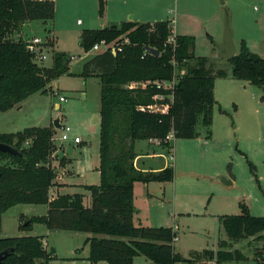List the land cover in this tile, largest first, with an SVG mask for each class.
<instances>
[{
  "label": "trees",
  "instance_id": "trees-1",
  "mask_svg": "<svg viewBox=\"0 0 264 264\" xmlns=\"http://www.w3.org/2000/svg\"><path fill=\"white\" fill-rule=\"evenodd\" d=\"M100 4L102 11L105 1L100 0ZM55 13L54 2L0 0V112L14 109L37 93L46 94L49 86L63 76H73L66 53L56 52L50 68L39 66L33 62L26 41L8 39L27 22H52ZM171 23L124 22L82 32L80 46L85 53L102 41L118 43L122 49L116 54L108 50L94 55L79 75L101 82L100 185L85 187L91 193L89 207L84 205L81 194L51 200L50 191L58 175L52 165L58 134L54 124L26 128L18 133H0V144L12 146L19 152L17 155L0 153V233L3 214L12 207L48 205L46 216L29 219L28 225H21L20 230L30 231L33 225L42 224L49 230L101 236L86 241L90 245L91 264H133L141 255L155 264L201 262L200 253L185 258L176 252L177 233L172 228L136 226L134 223L135 184L174 181L173 168L155 172L136 167V142L159 140L163 148H172L164 143L171 132L176 140H194L200 136L197 130L200 124L206 128L210 139L214 110L218 105L215 82L227 78L225 70L215 71L209 58L195 55L194 36H175V42L169 43L173 36ZM47 33L49 46L52 44L51 31ZM126 39L129 42L123 44ZM230 64L233 79L264 91V58L252 52L246 41L242 40L240 51ZM177 66L185 72L171 100L167 97L169 92L152 85L130 88L134 83L170 81ZM219 111L233 120L232 114L222 107ZM248 164L255 173V165L250 161ZM229 171H232L231 164ZM240 210L239 215L221 217V226L234 243L260 239L263 247L257 254L264 260V217L253 216L245 203L240 204ZM226 246L225 241H220L221 250L216 254L209 250L201 253L210 255L209 262L215 264L247 261L239 250H222ZM6 250L12 253L4 264H50L57 259L42 237L0 239V254Z\"/></svg>",
  "mask_w": 264,
  "mask_h": 264
},
{
  "label": "rangeland",
  "instance_id": "rangeland-1",
  "mask_svg": "<svg viewBox=\"0 0 264 264\" xmlns=\"http://www.w3.org/2000/svg\"><path fill=\"white\" fill-rule=\"evenodd\" d=\"M104 1L101 11L100 0H55V19L48 26L41 21L27 22L8 37L12 41L34 38L46 41L48 28L53 29L55 41H52L48 60L41 66L51 67L54 54L66 52L68 65L76 75L63 76L53 85L55 90L49 86L46 94L37 93L12 111L0 112L2 134L18 133L31 127L45 128L53 118L65 115L63 124L71 127L72 136H80L83 143L62 142L58 132L56 147L66 145L67 156L75 160L76 177L73 180L86 186L100 184V175L96 171L100 126L93 121L101 111V82L97 78L84 79L78 74L83 64L101 51L85 53L80 46L83 31L103 29L109 22L122 21L134 14L143 22L171 21L175 34L194 36L196 55L209 58L215 71L223 69L232 76V65L221 57L220 51L228 31L238 47V53L244 40L251 51L264 58V0ZM175 34L173 32V36ZM175 72L180 77L185 71L177 66ZM133 85L142 87L138 83ZM252 90L263 91L255 86ZM57 91L67 97L66 103L59 102V96L54 95ZM228 91H223L222 107L232 114L233 120L219 111L221 106L218 104L214 110L210 139L207 138L206 128L200 124L197 128L199 138L176 140L172 148H163L151 141V149L160 148L165 153L167 168L174 169V181L151 183L149 187L139 183L136 187L135 205L139 211L136 222L153 228L178 225L176 232L179 239L174 242L176 251L185 258H191L192 253H200L201 262L197 261V264L209 262L210 255L202 254V251L219 250L220 234L226 238L221 217L239 215L241 203L251 207L253 216L264 217V116L249 115V110L255 107L252 103L253 91L245 94L243 103L241 98H236L243 112L241 115L233 114V99ZM58 103L61 109H56ZM151 149L146 141L137 142V152L146 154L152 152ZM171 155L173 160L169 159ZM248 161L255 165V173ZM138 167L144 168L140 163ZM229 176L234 181L232 185L226 184L223 179ZM42 211L43 207L36 205H19L8 211L0 239L19 237V227L28 225L29 220L22 218V214H40ZM226 243V250H239L247 258V261L230 264H264L257 254L263 247L260 239L250 238L234 243L227 238ZM64 247L62 252L66 254L69 246L66 244ZM139 258L135 264H143L146 260L143 255ZM147 264L155 263L148 260Z\"/></svg>",
  "mask_w": 264,
  "mask_h": 264
},
{
  "label": "crops",
  "instance_id": "crops-1",
  "mask_svg": "<svg viewBox=\"0 0 264 264\" xmlns=\"http://www.w3.org/2000/svg\"><path fill=\"white\" fill-rule=\"evenodd\" d=\"M55 8H56V6H55ZM135 17L136 16L134 14H132V15H130V17L128 19H124V20L118 21V22H116V21L109 22L106 27H110L113 25H120L124 22L155 23V22H143V21H140V19H136ZM78 23L81 24L80 21ZM44 25L48 26V23L44 24ZM172 25H173V32L175 34L176 33V31L174 30L175 26H174V24H172ZM48 30L51 31V34L49 35V39L51 40V42L55 41V31L51 28H48ZM181 35H182L181 33L175 34V36H181ZM183 35L190 36L188 34H183ZM52 38H53V40H52ZM80 39H81V37H80ZM51 45L48 46V50H50L52 48ZM54 50H55V45H54ZM62 53H66V52H62ZM94 55H96V54H93L87 61H89ZM195 55H196V48H195ZM48 57H49V52H48ZM84 64H83V66H84ZM48 68H50V67H48ZM81 72L78 75H80ZM70 73L73 75H76L71 71V67H70ZM56 82H57V80L54 81L50 85L53 87V89H54L53 85ZM252 87H254V86L250 85L248 82L237 81V80L233 79L231 74L228 73L227 78H225V79L219 78L216 80V82H215V99L217 100L218 104L222 107L223 98H225L223 91L229 90L228 94L233 99V101H231L232 102L231 104H233V108H234L233 114L241 115L243 112V110L240 107L241 103H239L235 100H236V98H241L240 102L243 103L244 98L246 96L245 94H248V93L253 91L254 96L252 97V99H253L252 103L254 104L255 107H254V110H249V115H253L255 117L260 118L262 115L264 116V91L261 92L259 90L260 91L259 92L257 90H252ZM231 104H224V106H229ZM58 108L61 109V105L59 103L56 106V109H58ZM10 111H12V110H10ZM10 111H8V112H10ZM5 113H7V112H5ZM63 117L66 118L65 115H59V116L53 118L48 127H50L52 124H54V122L56 120H59V124L62 125L63 124ZM97 118L99 119V121H97L98 120ZM262 119H264V117ZM93 123L95 125L100 126V113H98V115L94 116ZM75 136H77V135H75ZM77 137H80V136H77ZM71 142L74 145H81L83 143V140H82L81 144H75L73 141H71ZM146 143L148 144L149 148L151 149V146H150L151 141L146 140ZM67 149L68 148L66 147L65 144L63 146H61L60 148L58 147L57 151L54 153V155L52 157V165L54 168H56V172L58 175H57V178L54 182L55 185L50 191L51 200H54L57 197L64 196V195L81 194L83 196L84 205L86 207H89L91 205V193L88 190H86V188H85L86 185L78 184V183H76V181L73 180L76 177L75 160L67 156V154H66ZM151 150H152V152H147L146 154L137 152V142H136V152L138 154V157H137L136 162H135L136 167L140 170H143V171H155V172H159V171L166 169L168 167V164L166 162L165 153L162 152L163 150H160V148H155V150H153V149H151ZM98 155H99V162H98V165L96 166V171L100 175V172H99V167H100V135H99ZM68 160H71V163H67ZM60 163H61V165H60ZM139 163L144 167L143 169L138 167ZM163 163H165V165H163ZM229 178L232 181V184H234L233 179L230 176H229ZM100 182H101V177H100ZM138 184L139 183H136L135 187H134L135 203H136V187H138ZM98 185H100V184H98ZM144 185L146 187H149L150 184H144ZM88 194H90V195H88ZM17 206H19V205H17ZM17 206H15V207H17ZM25 206H29V205H25ZM36 206L43 207V211L40 214H36L35 212L23 213L22 218L31 219L33 217H39V216H46L47 215L48 210H49L48 205H36ZM15 207H12L8 211L14 209ZM248 207L251 210V207L250 206H248ZM135 208H136V213H135L134 223L136 226H144L142 222H139V223L136 222L138 219V216H139V211H138V208L136 207V205H135ZM8 211L5 212L3 214V217H2V232H3L4 217H5L6 213H8ZM251 213H252V210H251ZM144 227H148V226H144ZM168 228H172L176 232L178 230V225H175L174 227H168ZM18 234H19V236L42 237L44 240V244L47 247V249L53 250L55 252L56 257H57V259L52 261L50 264H84V263L91 264L89 261L90 245L86 244V241L92 237H98V238L101 237V236H96V235L86 234V233H81V232H76V231L49 230L45 225H42V224L33 225L32 229L30 231L20 230V227H19ZM220 236L221 237L219 239V242L220 241H225V242L227 241L228 236H226V238H225V236H223V234H220ZM178 239L179 238L177 236L175 243H176V241H178ZM219 242H218V246H219ZM66 244L69 246V248H68V252L65 254L62 252V246H63V248H65L64 246H66ZM175 245L176 244H174V247L176 250ZM219 250H221L220 247H219ZM222 250H226V248H224ZM229 251H234V250H229ZM213 252L215 254L217 253L215 251H213ZM139 257L140 256H138L134 259L133 264L136 263V259H140ZM147 262H148V260L146 258V260L144 261L143 264H147ZM101 264H103V263H101ZM208 264H215V262H209Z\"/></svg>",
  "mask_w": 264,
  "mask_h": 264
},
{
  "label": "built area",
  "instance_id": "built-area-1",
  "mask_svg": "<svg viewBox=\"0 0 264 264\" xmlns=\"http://www.w3.org/2000/svg\"><path fill=\"white\" fill-rule=\"evenodd\" d=\"M34 2H48V3H53L55 2V0H31ZM169 43H174L175 42V36H172L169 40ZM27 42V49L29 51V53L32 55L33 57V62L39 66L43 65L45 63L46 60H48V45H47V40L43 41L41 38H34L32 40L26 41ZM129 41L126 39L124 40L123 44L128 43ZM94 51H101V52H105L108 50H111L113 53H117V50L121 51V45H119L118 43H107L105 41H102L100 44H97L94 48ZM179 76H176V73L174 74V77L172 80L170 81H155V82H148V83H138L140 84L142 87H146L147 85H152L154 87H156L158 90H162L164 92H169L168 94V98H170V100L173 98V91L176 87V85L178 84L179 81ZM136 84V83H134ZM135 85H130V88H135ZM54 95L59 96V101L60 103H66L67 102V97H65L64 95H61V93L54 92ZM161 99H163L164 97L161 96ZM59 109V108H58ZM57 131L59 132V139L62 142H68V141H73L75 144H81L82 143V139L80 137L77 136H72V128L67 126V125H60V128L57 129ZM175 135L174 132H171L166 139L164 140V143H168L170 145H172L175 142ZM154 142L156 145L158 146H162V142L159 140H154L152 141ZM170 160H173V155L170 156L169 158Z\"/></svg>",
  "mask_w": 264,
  "mask_h": 264
},
{
  "label": "water",
  "instance_id": "water-1",
  "mask_svg": "<svg viewBox=\"0 0 264 264\" xmlns=\"http://www.w3.org/2000/svg\"><path fill=\"white\" fill-rule=\"evenodd\" d=\"M150 51L154 54H158L157 51L150 49ZM220 51H221V57L225 60H232L233 57H235L238 53V47L236 43L233 40V37L231 35V32L228 31L226 35L225 42L222 46H220ZM98 119V118H97ZM99 121V119L97 120ZM54 126L56 129L60 128L59 120H56L54 122ZM0 153H6L10 155H17L19 154L18 150L15 149L12 146L6 145V144H0ZM226 184L232 185V181L230 180L229 177H224L223 178ZM12 253V250H6L0 254V264H4L5 259Z\"/></svg>",
  "mask_w": 264,
  "mask_h": 264
}]
</instances>
